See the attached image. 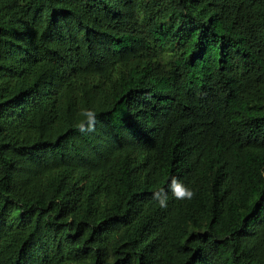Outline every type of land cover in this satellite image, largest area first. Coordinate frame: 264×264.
Listing matches in <instances>:
<instances>
[{
	"label": "trees",
	"instance_id": "trees-1",
	"mask_svg": "<svg viewBox=\"0 0 264 264\" xmlns=\"http://www.w3.org/2000/svg\"><path fill=\"white\" fill-rule=\"evenodd\" d=\"M0 264H264V0H0Z\"/></svg>",
	"mask_w": 264,
	"mask_h": 264
},
{
	"label": "clouds",
	"instance_id": "clouds-1",
	"mask_svg": "<svg viewBox=\"0 0 264 264\" xmlns=\"http://www.w3.org/2000/svg\"><path fill=\"white\" fill-rule=\"evenodd\" d=\"M82 117L75 124V128L81 134L93 133L96 131L98 124L97 112L90 108H82L79 112ZM171 192L172 197L176 200H191L195 197L196 191L183 184L178 178L171 177L167 183V191L164 188L157 189L152 193V199L156 201L162 209L168 207V193Z\"/></svg>",
	"mask_w": 264,
	"mask_h": 264
}]
</instances>
